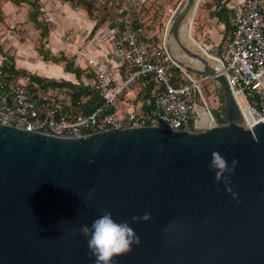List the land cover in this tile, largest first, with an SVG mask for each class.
Here are the masks:
<instances>
[{
    "label": "water",
    "instance_id": "95a60500",
    "mask_svg": "<svg viewBox=\"0 0 264 264\" xmlns=\"http://www.w3.org/2000/svg\"><path fill=\"white\" fill-rule=\"evenodd\" d=\"M194 2L184 0L166 44L218 86L225 122L80 137L0 124V264H95L79 228L105 211L140 239L113 264H264V119L242 125L224 76L181 42ZM174 43L199 65L178 59ZM213 152L233 168L227 179L209 167Z\"/></svg>",
    "mask_w": 264,
    "mask_h": 264
},
{
    "label": "built area",
    "instance_id": "2783aa9c",
    "mask_svg": "<svg viewBox=\"0 0 264 264\" xmlns=\"http://www.w3.org/2000/svg\"><path fill=\"white\" fill-rule=\"evenodd\" d=\"M119 2L118 34L108 36L117 65L95 59L88 50L71 42L93 76L83 84L96 101L72 98L67 88H41L29 76L11 80L0 66V124L54 136L80 137L106 129L142 126L197 131L219 124L205 100L202 84L208 77H195L180 66L166 44L167 30L179 5L157 34L140 18L135 22L133 6L146 0H99L103 7ZM263 0H242L233 10L230 36L219 49L196 41L197 52L224 76L239 108L244 101L252 118L251 127L264 119V12ZM40 10H42L40 8ZM97 13V12H96ZM191 33V31H190ZM212 81V80H211ZM141 84L134 97L124 92ZM151 84V87L149 85ZM214 84V83H213ZM214 86V87H213ZM216 85L211 84L214 89ZM85 106L89 111H85ZM241 111V110H240ZM243 117V115H242Z\"/></svg>",
    "mask_w": 264,
    "mask_h": 264
},
{
    "label": "crops",
    "instance_id": "0c3cea01",
    "mask_svg": "<svg viewBox=\"0 0 264 264\" xmlns=\"http://www.w3.org/2000/svg\"><path fill=\"white\" fill-rule=\"evenodd\" d=\"M39 1L41 3V11L45 15L44 17H48V21H50V23L52 21L54 27H69L68 29H65L62 34H70L72 38L71 42L75 47L88 50L95 59H102L105 63H108L109 66L117 65V59L112 53L111 43L108 40V36L118 34L117 30L119 28L120 15L115 16V18H112L111 20H106L98 28L94 29V25L97 20L96 17L99 16L98 12L96 14L93 13V16H90L86 10H74L65 2L63 4L60 3V0ZM168 1L171 0H146L145 5L143 6L141 20L147 28H152V34L158 33L156 32V26L159 25L160 20L156 19V14L161 12L159 11L160 7L164 11L169 9L170 4H167ZM241 1L242 0H202L201 4L204 3L202 7L204 8L203 16H207V20L209 21L206 22V26L208 29V35L211 36L213 41L212 48L219 49L223 47L229 38L233 28L231 22L233 10ZM5 4L7 9H14L11 2H5ZM200 8L201 7L199 6V10ZM261 8L264 12V0L262 2ZM150 9H153V12L152 10L150 11ZM192 16H195L194 10L192 11ZM147 20H151V22L148 24ZM153 21H158V24L154 26ZM61 40L62 41H60L61 43L59 44L61 50H64V53L71 54L67 56L71 57V59L74 61V64L77 67L86 68L90 71V69L85 65L83 58L74 49V46H72L69 42L64 41V39ZM195 40L202 43V41L196 38ZM51 43L54 44V40ZM182 57L185 58V60H188V63L194 61L192 58L190 60V58L186 57L184 54L181 56V58ZM20 63L22 66H24L22 67L24 70H29L27 72H38L39 74H35L47 78H63L75 84L80 81L83 82L84 78H91L85 77V75L82 74L78 80L72 72L64 71L61 64L59 65L51 62L48 63L39 59L34 61L20 60ZM34 66H36V69Z\"/></svg>",
    "mask_w": 264,
    "mask_h": 264
},
{
    "label": "rangeland",
    "instance_id": "374dc122",
    "mask_svg": "<svg viewBox=\"0 0 264 264\" xmlns=\"http://www.w3.org/2000/svg\"><path fill=\"white\" fill-rule=\"evenodd\" d=\"M60 3H66L70 5V7L74 10H81L85 9L84 4L81 3V0L79 1H67V0H60ZM5 2H11L10 0H0V66L3 62L8 63L10 61V57L13 58V63L16 69H24L20 63L21 61H34V60H42L40 53H46L48 52L49 55H54L59 57L60 55H64L66 57H69L67 55H71L68 53H64V50H61L60 48V41H62V32L65 29H68L67 27L59 28L54 27L52 24V21H48V17L45 18L43 13L37 14V20L43 22L47 29V35L42 36L41 28H37L35 25L32 24V22L29 19L30 13L32 11V7L25 3L20 4H13L12 7L14 9H7ZM184 0H171L168 1L169 9L166 11L162 10L160 7L161 12L156 14V19L160 20L162 23L163 21H166L168 17L172 14V12L177 8L179 5L178 10L182 6ZM202 0H198V3L196 5V8L194 10V20H193V26L191 25L190 31L193 37L196 39L202 41V43H206L210 48L213 46V41L211 39V36L208 35L207 32V26L206 22L207 16H203V10L204 8L202 3ZM41 5V4H40ZM207 5V4H205ZM165 6V5H164ZM163 6V8H164ZM199 6L201 7L199 10ZM116 9V6L113 5L109 7V10L112 11ZM13 10V11H11ZM153 9H150V11ZM177 10V11H178ZM143 11L142 5L135 4L133 6V12L134 15H139L141 18ZM37 13V12H36ZM96 14V12H93ZM191 13V12H190ZM190 13L185 17V23L183 21V24L181 26V33L180 38L184 42H188V38L185 36L186 30L188 31L189 27V16ZM197 14V16H196ZM65 15V14H64ZM119 15V14H118ZM58 22V21H57ZM148 24L151 22V20H147ZM209 22V21H208ZM158 24V21H153V25L156 26ZM61 38V39H60ZM54 40V44L51 42ZM173 43V41H172ZM174 48L176 49V57L180 58L182 61L188 62V60H185V58H181L183 56V53L178 52V49L176 47V44L174 43ZM196 51V47L194 48ZM190 58V57H189ZM191 60V58H190ZM40 62V61H39ZM48 62L49 61H45ZM37 63V62H36ZM191 63H196V61H192ZM35 65V64H32ZM36 69V66H34ZM41 68V67H38ZM91 69V67H88ZM29 71V70H27ZM31 72V71H30ZM32 73H38V72H32ZM192 73V72H191ZM39 74V73H38ZM195 77L200 78L201 75L192 73ZM55 79V78H53ZM211 84L213 82L211 80L206 81V83L202 84V90L205 97L206 102L211 107L212 112L215 115H218L219 117H224V109H223V99H221L220 91L218 90V86H216L214 89L211 88ZM141 84H139L136 88L131 89L132 92H124V96L126 98L134 97V94H136L140 88ZM214 87V86H213ZM244 104V101L242 102Z\"/></svg>",
    "mask_w": 264,
    "mask_h": 264
},
{
    "label": "trees",
    "instance_id": "16d2710c",
    "mask_svg": "<svg viewBox=\"0 0 264 264\" xmlns=\"http://www.w3.org/2000/svg\"><path fill=\"white\" fill-rule=\"evenodd\" d=\"M13 4H20V3H27L32 7V11L30 13L29 19L32 22L33 25H35L37 28H41L42 36L47 35V29L46 26L43 22L37 20V14L42 13V11L39 9L41 7V3L39 0H10ZM67 1H74V0H67ZM76 2L79 0H75ZM81 3L84 4V10H86L90 16H93V12H98L99 16L96 17V23L94 25V29L98 28L103 22L106 20H111L112 18H115V16L118 15L117 9L120 7L119 2L113 3L111 6L115 5L116 9L110 11L109 7H103L99 3V0H81ZM37 12V13H36ZM177 13V12H176ZM102 16V17H101ZM140 21L139 15L135 16V22ZM160 22V21H159ZM165 21L162 23L160 22L158 27L159 30H162L164 27ZM184 23L186 26V22L184 19ZM183 22L180 25V33H181V26ZM187 27V26H186ZM185 36L187 38V30L185 32ZM41 57L44 61H49L54 64H61L64 71L66 72H72L75 77L79 80L80 76L82 74L85 75V77H92V72L89 71L86 68H80L77 67L74 64V61L71 59V57H66L64 55H60L59 57L54 56V55H49L48 52L46 53H40ZM1 68L8 74L9 79L15 80L19 76H29L31 81L34 83H37L41 88H52L54 90H61L63 87L67 88L70 92V95L72 98H79L83 97L86 98L89 96V100L96 101L95 95H93L88 89L89 86L84 85L83 82H78L77 84L65 80L63 78L59 79H53V78H47V77H42L39 76L35 73H30L27 72L24 69H16L13 63V58L10 57V61L8 63H2ZM151 87V84L149 85ZM221 99H223V95L220 92ZM89 107L85 106V111H89ZM216 119L219 123H224L225 122V117L221 118L218 115H215Z\"/></svg>",
    "mask_w": 264,
    "mask_h": 264
},
{
    "label": "clouds",
    "instance_id": "9594fccd",
    "mask_svg": "<svg viewBox=\"0 0 264 264\" xmlns=\"http://www.w3.org/2000/svg\"><path fill=\"white\" fill-rule=\"evenodd\" d=\"M234 164L235 161H233ZM209 167L216 170L217 180L225 173L233 171V168L228 166L227 161L218 152L212 153ZM224 178L227 179L226 176ZM149 218V215L145 214L142 218L133 217V221ZM79 232L87 239L88 250L96 258L95 264H113L114 257L131 252L132 246L140 243L139 236L135 234L134 229L126 221L114 220L111 212L108 211L93 220L90 227L81 226Z\"/></svg>",
    "mask_w": 264,
    "mask_h": 264
},
{
    "label": "bare ground",
    "instance_id": "6f19581e",
    "mask_svg": "<svg viewBox=\"0 0 264 264\" xmlns=\"http://www.w3.org/2000/svg\"><path fill=\"white\" fill-rule=\"evenodd\" d=\"M197 3H198V0H195V2H194V5H193V7H192V9L190 10V16H189V24H188V27H189V29H188V31H187V38H188V42H184V41H182L181 40V38H180V40H181V42L185 45V46H187L188 48H190V49H194L195 47H196V43H194L191 39H190V37H189V35L191 34L190 33V27H191V25H192V22H193V20H194V17L192 16V11L193 10H195V8H196V5H197ZM194 6H195V8H194ZM188 15V14H187ZM197 49V48H196ZM184 54V53H183ZM186 57H189V56H187L186 54H184ZM191 58V57H190ZM178 59H180V58H178ZM181 60V59H180ZM194 60V59H193ZM182 61V60H181ZM196 61V60H195ZM184 62V61H183ZM184 63H186L187 65H199L198 64V62L196 61V63H188V62H184ZM237 100H238V102H240V105H241V107H240V110H241V114L243 115V117H242V119H244L245 121H246V123H248V125H250L251 124V122H252V118H251V116L249 115V112L247 111V109H246V107L244 106V104L242 103V101H241V98L240 97H237Z\"/></svg>",
    "mask_w": 264,
    "mask_h": 264
}]
</instances>
